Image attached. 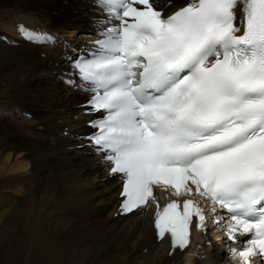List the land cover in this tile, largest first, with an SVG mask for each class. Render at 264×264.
I'll return each instance as SVG.
<instances>
[{
	"label": "snow or ice",
	"instance_id": "snow-or-ice-1",
	"mask_svg": "<svg viewBox=\"0 0 264 264\" xmlns=\"http://www.w3.org/2000/svg\"><path fill=\"white\" fill-rule=\"evenodd\" d=\"M99 4L111 27L76 72L89 111L106 113L89 139L122 174V211L150 206L154 185L180 196L190 182L232 214L228 238L253 234L240 258L264 256V0H192L172 15L155 0ZM194 216L205 219L193 200H173L154 226L184 248Z\"/></svg>",
	"mask_w": 264,
	"mask_h": 264
},
{
	"label": "bare ground",
	"instance_id": "bare-ground-1",
	"mask_svg": "<svg viewBox=\"0 0 264 264\" xmlns=\"http://www.w3.org/2000/svg\"><path fill=\"white\" fill-rule=\"evenodd\" d=\"M86 1L81 28L79 0H0V245L8 237V264H233L218 240L226 233L218 210L205 219L219 235L193 257L168 255L167 241H155L151 203L116 216L118 178L79 138L89 116L79 107L83 85L68 73L72 50L111 27L99 0ZM27 32L55 39L29 41ZM46 66L58 74L44 78ZM189 186L181 198L198 194Z\"/></svg>",
	"mask_w": 264,
	"mask_h": 264
},
{
	"label": "rangeland",
	"instance_id": "rangeland-1",
	"mask_svg": "<svg viewBox=\"0 0 264 264\" xmlns=\"http://www.w3.org/2000/svg\"><path fill=\"white\" fill-rule=\"evenodd\" d=\"M182 3V2H181ZM86 6H87V1L86 0H79V6H77V7H79V9L84 13V17L82 18V19H80V27L81 28H85V27H87V24L85 23V16H86V12H84L83 11V8L85 7L86 8ZM175 7V4L173 5V8ZM64 42H65V40L63 39V44H64ZM63 44H62V46H63ZM61 50H62V48L58 51V53L59 52H61ZM45 71H44V73H42V76L44 77V78H46L47 76H52L53 74H54V72L53 73H48L49 72V70H48V66H46L45 67ZM58 74V72L56 73V74H54V75H57ZM63 78H62V82H63V84H64V76H62ZM52 80H55V79H52ZM66 86V85H65ZM67 87H69L70 89L72 88V87H70V86H67ZM61 123H63V121H58V125L59 126H61ZM60 146H63V145H60ZM55 153V152H54ZM56 154V153H55ZM56 155H58V154H56ZM51 170L54 172L55 171V167H52L51 168ZM58 185H60V182H58ZM78 195V194H77ZM80 195H82V194H80ZM115 221V220H114ZM217 225H219V224H217ZM212 226V228H214V230H218L219 229V227L217 228V227H214L215 226V224L214 225H211ZM2 234H0V236H1ZM223 253H224V255L226 256V257H229V255H228V252H226V251H224L223 250ZM12 254V250L10 249V243H9V239H8V237H7V239H5L4 241H3V243H2V245H0V264H8V261H9V257H10V255ZM223 255V256H224ZM204 258V257H203ZM24 261H25V258H24Z\"/></svg>",
	"mask_w": 264,
	"mask_h": 264
},
{
	"label": "flooded vegetation",
	"instance_id": "flooded-vegetation-1",
	"mask_svg": "<svg viewBox=\"0 0 264 264\" xmlns=\"http://www.w3.org/2000/svg\"><path fill=\"white\" fill-rule=\"evenodd\" d=\"M173 1H174V2H175V4H176V2H177V1H179V0H173Z\"/></svg>",
	"mask_w": 264,
	"mask_h": 264
}]
</instances>
